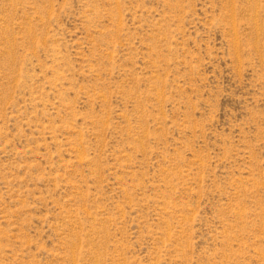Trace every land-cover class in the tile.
I'll list each match as a JSON object with an SVG mask.
<instances>
[{
    "label": "rangeland",
    "instance_id": "rangeland-1",
    "mask_svg": "<svg viewBox=\"0 0 264 264\" xmlns=\"http://www.w3.org/2000/svg\"><path fill=\"white\" fill-rule=\"evenodd\" d=\"M0 264H264V0H0Z\"/></svg>",
    "mask_w": 264,
    "mask_h": 264
}]
</instances>
